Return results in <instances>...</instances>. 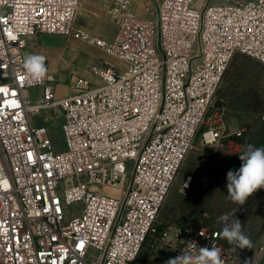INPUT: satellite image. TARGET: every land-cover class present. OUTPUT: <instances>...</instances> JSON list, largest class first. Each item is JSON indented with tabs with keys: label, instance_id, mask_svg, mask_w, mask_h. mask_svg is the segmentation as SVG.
Wrapping results in <instances>:
<instances>
[{
	"label": "built area",
	"instance_id": "obj_1",
	"mask_svg": "<svg viewBox=\"0 0 264 264\" xmlns=\"http://www.w3.org/2000/svg\"><path fill=\"white\" fill-rule=\"evenodd\" d=\"M99 1L117 26L110 39L77 28L82 0H0V264H136L150 236L166 260L194 240L218 248L223 264H264V247L243 260L215 227L156 226L191 151L235 159L244 149L249 129L212 106L237 54L264 65V0H160L151 20L135 16L133 0ZM43 34L119 64H93L97 84L74 74L59 98L46 64L40 80L24 68ZM42 112L62 118L64 150L34 123Z\"/></svg>",
	"mask_w": 264,
	"mask_h": 264
},
{
	"label": "rangeland",
	"instance_id": "obj_2",
	"mask_svg": "<svg viewBox=\"0 0 264 264\" xmlns=\"http://www.w3.org/2000/svg\"><path fill=\"white\" fill-rule=\"evenodd\" d=\"M230 1L246 2L247 0H200L197 6L204 3L225 4L223 2ZM152 19H155V15ZM72 41L77 42H69L66 46L63 42L49 40V45L57 50L59 57L58 66L61 72L59 78L62 84L58 88L59 96L69 94L66 84L71 73L85 72L93 64H102V62L111 65L119 64L116 58L92 45L86 44L94 47L98 54L78 43L79 40L72 39ZM89 58L94 59L90 64ZM90 77L95 84L99 83L97 78ZM37 91L39 94V90ZM212 109H222L232 127L245 126L249 129L250 133L246 138L243 151L248 144L264 148V65L250 57L237 54L226 71L214 98ZM33 121L35 124L47 126L53 135L56 150H64L65 142L60 127L61 117L51 121L47 114L42 112L34 114ZM196 143L198 144V139ZM241 163L239 157L229 158L217 149L191 151L160 210L156 225L158 229L161 231L167 226L189 227L204 224L215 227L221 232L224 224L218 222V217L238 208L236 218L241 221L242 231L250 238L252 247L235 250L244 260L257 249L264 247V188L257 189L242 206L227 198L226 174L229 169H239ZM188 175L193 177V182L190 189L184 190L183 183ZM75 207L73 205L69 209L73 210ZM224 240L233 248L226 239ZM165 261L164 251L157 246L155 236H150L136 264H163Z\"/></svg>",
	"mask_w": 264,
	"mask_h": 264
},
{
	"label": "clouds",
	"instance_id": "obj_3",
	"mask_svg": "<svg viewBox=\"0 0 264 264\" xmlns=\"http://www.w3.org/2000/svg\"><path fill=\"white\" fill-rule=\"evenodd\" d=\"M45 59L43 55H28L24 68L33 78L43 79L47 73ZM239 159L242 162L241 167L236 170L229 169L226 174V189L227 198L242 206L257 189L264 188V148L248 144L239 154ZM237 210L238 208L233 209L232 212L218 217V222L224 224L219 235L233 246L234 251L236 248L251 249L252 242L242 231L241 221L236 218ZM164 264H223V262L218 248L199 247L196 241L190 240L185 244L180 255L169 258Z\"/></svg>",
	"mask_w": 264,
	"mask_h": 264
},
{
	"label": "crops",
	"instance_id": "obj_4",
	"mask_svg": "<svg viewBox=\"0 0 264 264\" xmlns=\"http://www.w3.org/2000/svg\"><path fill=\"white\" fill-rule=\"evenodd\" d=\"M158 1L160 0H133L132 12L135 14L136 17L140 19L151 20L156 13ZM223 3H227V2H223ZM76 26L77 28H81L92 34L99 35L105 38L114 37L117 31L116 24L107 17L106 11L99 0H82V5L78 12V16L76 20ZM49 40L60 41L63 42L64 45L68 44L69 42H77V41H72L71 38H67L60 35H48V34L39 35L37 37L32 38L29 41V47L26 50V56L43 55L46 58L45 64L49 67V70L55 74L59 73L58 75L59 78L61 72L58 66V60H59L58 59L59 57L57 55L58 53L57 50H55L53 47L49 45ZM78 43L82 44L85 48L89 49V51H93V52L95 51V53L98 54L97 50L94 47H90L86 45V43H83L81 41H78ZM65 50L66 47L64 51ZM97 58H99V56H97ZM93 60L94 59L89 58L88 60L89 64L90 62L92 63ZM74 73L82 74V75L85 74L89 76L88 69H86L85 72H73L68 77L67 80L68 82L66 84L67 86L69 85L68 83L71 81V78L74 75ZM60 85L62 84L59 78V86ZM37 90L39 89L36 88L31 91V101L33 103H37L41 98ZM35 94L38 95L35 96ZM57 95L59 98L64 97V96H59L58 92Z\"/></svg>",
	"mask_w": 264,
	"mask_h": 264
}]
</instances>
